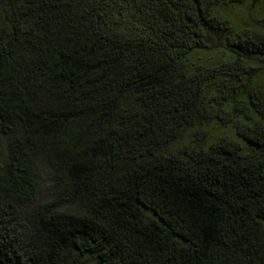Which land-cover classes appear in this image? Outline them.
Instances as JSON below:
<instances>
[{
    "label": "trees",
    "instance_id": "trees-1",
    "mask_svg": "<svg viewBox=\"0 0 264 264\" xmlns=\"http://www.w3.org/2000/svg\"><path fill=\"white\" fill-rule=\"evenodd\" d=\"M240 2L0 0V264H264Z\"/></svg>",
    "mask_w": 264,
    "mask_h": 264
},
{
    "label": "rangeland",
    "instance_id": "rangeland-1",
    "mask_svg": "<svg viewBox=\"0 0 264 264\" xmlns=\"http://www.w3.org/2000/svg\"><path fill=\"white\" fill-rule=\"evenodd\" d=\"M225 13L226 17L235 24L242 27L255 26L261 22L264 14V0H241L240 3L235 4L230 10L225 11ZM218 47V45L213 47V52H217L219 50ZM214 127L218 126L214 125ZM1 144L2 141L0 140V147Z\"/></svg>",
    "mask_w": 264,
    "mask_h": 264
}]
</instances>
